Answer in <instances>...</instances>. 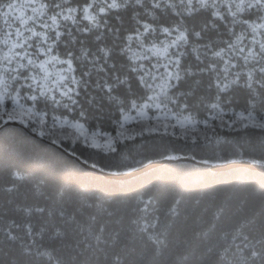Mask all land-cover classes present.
I'll list each match as a JSON object with an SVG mask.
<instances>
[{"label": "snow or ice", "instance_id": "6c2138e0", "mask_svg": "<svg viewBox=\"0 0 264 264\" xmlns=\"http://www.w3.org/2000/svg\"><path fill=\"white\" fill-rule=\"evenodd\" d=\"M153 106L188 118L211 113L201 121L205 135L191 144L215 139L220 147L223 155L214 150L204 165L252 157L264 205V0H0V125L18 122L49 138L57 126L80 132L71 141L79 171L9 170L0 185V264H144L149 253L153 261L164 254L181 200L161 212L143 192L125 218L120 193L93 188L83 176L114 167L135 175L127 157L113 165L86 151L118 155L122 138L135 139L122 131L125 123ZM105 121L115 135L100 130ZM161 127L167 135L166 124L136 135ZM63 139L53 143L63 148ZM21 181L23 201L16 199ZM249 198L240 200L245 208ZM200 205L197 199L194 208ZM224 213L218 207L207 228L193 231L174 264H264V210L213 242Z\"/></svg>", "mask_w": 264, "mask_h": 264}, {"label": "trees", "instance_id": "16d2710c", "mask_svg": "<svg viewBox=\"0 0 264 264\" xmlns=\"http://www.w3.org/2000/svg\"><path fill=\"white\" fill-rule=\"evenodd\" d=\"M211 115V113H204L202 110L199 114L193 113L194 123L180 124L172 129L167 128V135L163 134V128L160 129V133H145L142 137L134 134L132 135L135 137L133 140L122 138L121 150L118 155L108 156L93 149H88L86 155H91L93 159H104L105 162L113 165L119 164L127 157L128 159L124 162L130 163L132 167L138 166L136 161H140L139 165H141L147 161L161 158V154L191 157L195 155L199 160L212 157L214 150L223 155L215 139L211 145L204 142L203 139H201L199 147H194L191 144L193 136L202 138L205 135L206 130L201 121ZM117 118L119 117L113 116V119ZM208 122L209 124L213 123L211 119ZM86 127L91 129L90 125H86ZM113 127L111 123L105 121L100 130L115 134ZM137 130L141 131V128H137ZM207 134L213 135L211 132ZM60 137L63 136L40 137L21 124L0 127V185L7 184L9 170L14 168L33 175L45 174L52 177L79 171L71 156L73 147L71 141L75 138L69 135L65 136L62 148L59 144L53 143L54 139ZM75 147L81 148L82 145L77 144ZM233 159L241 158L227 156V160ZM246 159L251 160L252 157ZM215 162L217 161L213 160L212 163ZM219 162H223V160ZM110 171L125 170L114 167ZM261 175V170L246 166L214 170L209 166L187 160L165 162L129 178L115 179L105 174L101 177L93 176L91 172L83 173L86 182L93 188L103 187L107 191L120 193L122 203L118 207L125 218L132 214V209L137 203L136 197L143 192H148L156 197L158 200L156 207L161 212L166 211L168 205L175 200L182 201L178 208L180 217L176 228L169 236L167 250L162 256L156 257L154 261L149 253L144 259V264H174L175 261H178L179 257L186 252L187 242L191 239L193 231L207 228L208 224L213 222V214L220 206L225 208V213L219 221H215L217 228L210 233V239L213 242L225 232L232 234L246 217L251 219L255 215L259 220V214L264 210L260 191ZM21 184L23 187L16 199L23 201L28 196V184L24 181H21ZM244 196H250L246 208L240 203ZM144 199L147 200V196H144ZM197 199L201 201V205L194 208V202ZM4 202L5 198L0 196V206ZM250 230L254 234H258L259 223H254ZM134 242L130 240V245ZM139 251L138 247V255Z\"/></svg>", "mask_w": 264, "mask_h": 264}, {"label": "rangeland", "instance_id": "374dc122", "mask_svg": "<svg viewBox=\"0 0 264 264\" xmlns=\"http://www.w3.org/2000/svg\"><path fill=\"white\" fill-rule=\"evenodd\" d=\"M188 115L189 114L187 113L180 115L179 113L174 112L171 108H169V110L167 111H164L162 109L158 110L155 106H153L150 110H147L139 117H136V114L133 113L132 118H130L129 122L125 123V128L122 129V131L125 132V135H134L140 132L139 130H137V128H142L145 125L161 126L166 124L168 125L169 129H172L173 128L172 125L179 126L180 124L184 125V124L194 123L195 119L193 117L188 118ZM149 118H151V125H149ZM169 120L172 121L169 122ZM160 129H163V127H161ZM45 131H48V129H45ZM59 135L63 137L69 135L72 138H76L77 136L80 135V132H78L75 128L69 126H63V127L57 126V128L55 129L54 136H59Z\"/></svg>", "mask_w": 264, "mask_h": 264}, {"label": "water", "instance_id": "95a60500", "mask_svg": "<svg viewBox=\"0 0 264 264\" xmlns=\"http://www.w3.org/2000/svg\"><path fill=\"white\" fill-rule=\"evenodd\" d=\"M11 124L19 125L18 122H14V123H11ZM2 126L3 125H0V127H2ZM177 157H180V158L179 159H175V160H167V159L158 158V159L150 160L151 163H149V161H147V162H145V163H143L141 165L133 167L135 169V172H136L135 175H137L139 173H142V172H144V171H146V170H148V169H150V168H152V167H154L156 165H159V164H162V163H165V162L177 161V160H187V161L195 162V163H197L199 165H204L202 163L203 160H199V159L192 160L191 156L181 155V156H177ZM205 166H209L210 168H212L214 170H227V169H230V168H233V167H236V166H246V167H249V168H252V169L260 170L258 165L252 164L251 160L250 159H246V158L228 160L227 163L215 162V163H211L210 165H205ZM104 174L106 176H109V177L119 176L121 178H129V177L134 176L132 173H129L127 171H106Z\"/></svg>", "mask_w": 264, "mask_h": 264}]
</instances>
